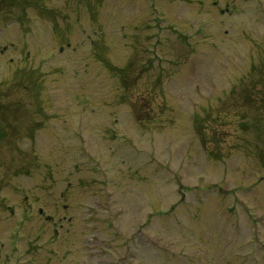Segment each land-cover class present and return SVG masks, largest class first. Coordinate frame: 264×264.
I'll return each instance as SVG.
<instances>
[{"label": "rangeland", "instance_id": "rangeland-1", "mask_svg": "<svg viewBox=\"0 0 264 264\" xmlns=\"http://www.w3.org/2000/svg\"><path fill=\"white\" fill-rule=\"evenodd\" d=\"M0 264H264V0H0Z\"/></svg>", "mask_w": 264, "mask_h": 264}, {"label": "flooded vegetation", "instance_id": "flooded-vegetation-1", "mask_svg": "<svg viewBox=\"0 0 264 264\" xmlns=\"http://www.w3.org/2000/svg\"><path fill=\"white\" fill-rule=\"evenodd\" d=\"M40 214L42 213V211L40 212V210L38 211ZM47 220H50V219H47Z\"/></svg>", "mask_w": 264, "mask_h": 264}, {"label": "water", "instance_id": "water-1", "mask_svg": "<svg viewBox=\"0 0 264 264\" xmlns=\"http://www.w3.org/2000/svg\"><path fill=\"white\" fill-rule=\"evenodd\" d=\"M49 218V217H48Z\"/></svg>", "mask_w": 264, "mask_h": 264}]
</instances>
